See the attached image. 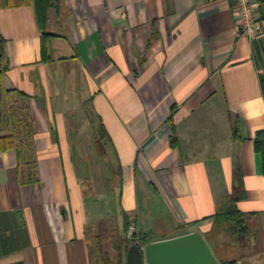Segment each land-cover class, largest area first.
<instances>
[{
	"label": "crops",
	"instance_id": "obj_1",
	"mask_svg": "<svg viewBox=\"0 0 264 264\" xmlns=\"http://www.w3.org/2000/svg\"><path fill=\"white\" fill-rule=\"evenodd\" d=\"M236 14L233 0H54L44 37L33 0H0L3 84L30 96L39 176L20 182L15 150H0V264H92L104 197L76 156L85 120L118 220L120 207L149 215L144 229L204 235L220 200L240 196L261 243L238 262L264 264V31L240 34Z\"/></svg>",
	"mask_w": 264,
	"mask_h": 264
},
{
	"label": "trees",
	"instance_id": "obj_2",
	"mask_svg": "<svg viewBox=\"0 0 264 264\" xmlns=\"http://www.w3.org/2000/svg\"><path fill=\"white\" fill-rule=\"evenodd\" d=\"M53 1L33 0L36 21L40 29H42L44 37L49 34L45 31V27L48 20V9ZM55 1L59 2V0ZM42 58L46 61L50 59L45 43L42 46ZM1 59L0 55V68ZM260 81L264 92V74L261 76ZM29 99L30 96L20 89H7L3 84L0 70V132H6L5 135L0 136V150H15L18 158L17 170L20 182L39 181L34 145V126L29 115ZM100 130L101 135L105 136L106 133L103 126H100ZM101 139L97 138L95 145L102 150ZM171 142H175V137L171 138ZM254 146L262 154L264 170V129L257 131L254 137ZM103 153L104 151L101 152V154ZM115 173L120 174V169H117ZM240 198V196L233 194L222 198L215 213L212 215L211 230L203 235L212 249V243H215V235L213 240V234H225L224 240L216 244L215 251L212 249L220 262L228 261L231 264H238L240 259V256L236 255V249L243 244L239 239H243L242 234L246 233L247 229L244 216L237 206ZM117 212L120 213L118 227L107 228L106 226H101L102 223L100 222L96 231L93 230L95 231V246L90 243V237L93 236V232L89 233L88 248L92 255V264H125L126 251L131 243L137 242L140 245H144L157 239L188 232L187 227L181 224L176 227L175 233L169 236L160 235L158 233L160 227L158 226L147 229L140 227L129 235V228L132 222L129 214L120 207L117 208ZM229 233L235 235V238L228 240ZM229 247H235L236 249L227 251Z\"/></svg>",
	"mask_w": 264,
	"mask_h": 264
},
{
	"label": "rangeland",
	"instance_id": "obj_3",
	"mask_svg": "<svg viewBox=\"0 0 264 264\" xmlns=\"http://www.w3.org/2000/svg\"><path fill=\"white\" fill-rule=\"evenodd\" d=\"M96 126H97L96 120H85L84 121V132H83L84 134L82 137L83 152L76 154V156H78L79 158L86 157V159H87L86 164H88V165L91 164L90 167L92 168L93 178L97 182L93 186V188L96 187V189L100 193V196L102 195L104 197V200L101 203L102 207L98 209L97 214L92 216V210L90 208V221L93 222L94 220L98 219L99 223L100 222L102 223L101 226H104V227L106 226L107 228L118 227L119 226L118 219L116 216L111 214V211H110L109 205L111 204V199L107 195L106 183L104 181L105 175L110 173L109 169H108L107 165L104 164L103 160L98 158L97 152H94L93 149H91L90 139H91V136L93 133V129ZM94 138H96V137H94ZM84 170H86V169L84 168ZM89 172H90V170H89ZM117 190H118L117 187H115L114 192H113L114 198L117 196V193H118ZM89 198L90 197H88V202L90 203ZM149 223H150L149 215H143L140 218H132L131 227L129 228V235L132 232L137 231L141 226L147 227L149 225ZM97 227H99V226L97 225ZM161 227L159 228V232H158L160 235L163 234L165 236H169V235H172L173 233H175L174 232L175 230H167L165 228V226H161ZM95 231H96V229H95ZM95 231H93V236L90 237V243L92 246L96 245V240H94ZM214 235H215V240H214ZM228 235H229L227 237L228 240H230L231 238H235V235H233L232 233H229ZM237 235H238V233H237ZM242 235H243L242 236L243 239L242 240L239 239V241L243 242L245 246L253 248V251H255V249H257L260 246L261 242L258 238V234H252L251 232H246V233H243ZM224 238H225V234H223V233H214L213 234V240L215 241V243H212V242L211 243H212V249H214V251L216 249L215 248L216 244L218 242L221 243L224 240ZM235 241H236V239H235ZM234 249H236V248L235 247H229L227 251H233ZM247 251H249V250H247ZM216 253H217V251H216ZM217 260H218V258H217Z\"/></svg>",
	"mask_w": 264,
	"mask_h": 264
},
{
	"label": "water",
	"instance_id": "obj_4",
	"mask_svg": "<svg viewBox=\"0 0 264 264\" xmlns=\"http://www.w3.org/2000/svg\"><path fill=\"white\" fill-rule=\"evenodd\" d=\"M125 264H219L214 252L198 231L161 238L144 245L131 243Z\"/></svg>",
	"mask_w": 264,
	"mask_h": 264
},
{
	"label": "built area",
	"instance_id": "obj_5",
	"mask_svg": "<svg viewBox=\"0 0 264 264\" xmlns=\"http://www.w3.org/2000/svg\"><path fill=\"white\" fill-rule=\"evenodd\" d=\"M236 7L237 24L240 34L248 38H255L261 35L264 31L259 15V1L258 0H233ZM219 264H231L228 261L220 262ZM238 264H240L238 262Z\"/></svg>",
	"mask_w": 264,
	"mask_h": 264
}]
</instances>
